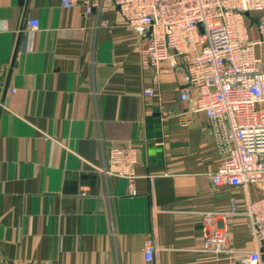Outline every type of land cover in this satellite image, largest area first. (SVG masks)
I'll use <instances>...</instances> for the list:
<instances>
[{
    "label": "crops",
    "instance_id": "obj_1",
    "mask_svg": "<svg viewBox=\"0 0 264 264\" xmlns=\"http://www.w3.org/2000/svg\"><path fill=\"white\" fill-rule=\"evenodd\" d=\"M145 41L116 9L0 0V264H150L148 236L152 264H240L253 247L246 216L218 214L245 192L211 182L222 155L180 97L184 69L143 66ZM129 144L134 196L99 170Z\"/></svg>",
    "mask_w": 264,
    "mask_h": 264
},
{
    "label": "built area",
    "instance_id": "obj_2",
    "mask_svg": "<svg viewBox=\"0 0 264 264\" xmlns=\"http://www.w3.org/2000/svg\"><path fill=\"white\" fill-rule=\"evenodd\" d=\"M66 8L84 6L86 14L116 9L129 29L146 38L140 49L143 66L183 68L180 97L204 112L221 153L216 186L244 190L242 201L231 198L222 217L246 216L253 247L237 250L240 264H264V0H61ZM31 30L40 22L30 20ZM157 76L146 88L153 97ZM12 92L14 90H11ZM138 147L114 146L99 170L127 181L130 194L138 193ZM259 195L253 198L249 188ZM204 235L209 246L223 238ZM222 247L218 244L217 249ZM155 240H145V258L154 262ZM54 264V263H46Z\"/></svg>",
    "mask_w": 264,
    "mask_h": 264
}]
</instances>
